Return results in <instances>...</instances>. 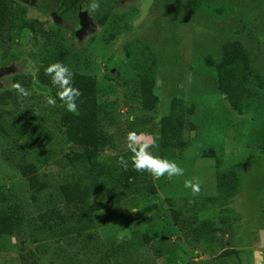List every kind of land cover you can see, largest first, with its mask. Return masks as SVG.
I'll use <instances>...</instances> for the list:
<instances>
[{
    "label": "rangeland",
    "instance_id": "obj_1",
    "mask_svg": "<svg viewBox=\"0 0 264 264\" xmlns=\"http://www.w3.org/2000/svg\"><path fill=\"white\" fill-rule=\"evenodd\" d=\"M162 1L114 0L107 7L98 0L99 7L87 18L88 28L83 31L79 12L75 23H64L57 16L59 0L7 2L15 21L7 19L10 30L5 29L0 40V184L10 188L27 214L14 238H0V264H84L97 251L94 246L105 252V245L117 240L122 228L136 232L133 242L138 247L130 257L134 264H188L189 260L191 264H264V156L258 150L264 148V91L259 90L250 100V109L239 113L216 90L218 48L232 38L228 32L235 15L221 9V0H200L199 18L183 0ZM245 1L262 7L256 27L262 40L249 45L241 37L240 41L255 59L253 67L264 82V0ZM57 62L67 65L76 76L96 78L98 99L110 111L114 128L108 130L117 146L116 153H105V157L127 152L130 132L137 133L141 145L154 143L149 151L161 157L156 126L167 107L164 100L157 104L141 101L140 75L152 71L154 91L161 96L166 92L163 78L169 75L166 65L179 69L177 80L169 82L177 85L183 107L192 112L181 132V140L189 148L169 160L184 170L183 175L169 179L149 174L157 189L151 198L135 199L133 192L117 187L97 192L90 202L103 204L104 209L81 219L80 208L67 204L59 192V186L74 176L67 198L80 196L76 180L81 174L72 173L65 180L62 173L71 166L66 158L80 150L64 140L56 115L49 117L35 108L24 122L19 121L25 109L13 99L19 94L12 87L16 78L28 83L24 88L29 97L47 99L49 89L39 79L45 75L46 63ZM7 92L10 94L1 97ZM23 96L19 95L20 101ZM226 122L231 124L221 127ZM40 126L48 136L32 132ZM210 149L220 158L219 169L215 158L204 157ZM31 163L51 185L38 197L36 214L26 207L30 194L21 173ZM55 167L57 175H52ZM231 169L239 172L240 190L222 197L216 175ZM186 180L198 182L199 192L186 189ZM213 198L218 201L203 206L204 199ZM172 205L188 216L191 228L174 230ZM58 214L63 220L57 222ZM40 218L48 226L45 231L39 226ZM205 220L219 229L212 243L206 237L208 230L201 227ZM76 227L81 230L73 233ZM146 231L150 241L144 245L142 234ZM225 249L237 253L218 257Z\"/></svg>",
    "mask_w": 264,
    "mask_h": 264
},
{
    "label": "trees",
    "instance_id": "obj_2",
    "mask_svg": "<svg viewBox=\"0 0 264 264\" xmlns=\"http://www.w3.org/2000/svg\"><path fill=\"white\" fill-rule=\"evenodd\" d=\"M9 1L11 0H0V40L4 33H7L5 29L10 30L7 28L8 20L11 19L9 23L10 21L12 23L15 21V18H12L9 14L10 10H8L6 6ZM59 1L61 4L57 11V16L64 23H75V17L79 12L80 29L82 30L81 14L86 13V20L89 18L92 14V10L86 12L84 9L89 8L93 0ZM97 1L98 0H96V2ZM99 1L107 7H110L114 0ZM155 1L163 2L162 0ZM199 1L200 0H183V2L186 3V8L191 10V13L195 12L198 18L200 16V8H198L200 6ZM260 5L259 3L252 7L247 5L245 0L240 3L234 0H221L220 2V7L224 12L234 14L235 16L234 22L231 27H229L228 32L229 36L231 35L232 38H229L228 41L222 43L218 48L219 61L217 68L219 73L216 80V90L217 93L227 99L234 110L239 113L250 109V104L252 103H250V100L255 99L259 90L264 91V82L260 78V72L253 67L255 59L249 49L245 48L240 41L241 37L246 41V44L249 45L255 40H262V36L256 32L257 23L260 22L261 17L262 7ZM101 23L104 24L105 20L101 21ZM5 36H7V34H5ZM46 64H48L47 67L50 65L49 63ZM166 68H169L167 69L169 75L163 78V85L166 92H162L161 96L155 93V79L152 71L150 73L145 70L140 75L138 93L139 98L144 103L157 104L160 100H164L165 102L167 113L161 117L156 126L159 136L158 134L156 135L157 137L149 134L151 136L148 137L152 139L155 137L158 139L159 137L161 158L169 160L179 157L182 150L189 148L187 143L182 142L181 132L186 129V126L189 124L188 116L191 115L192 112H188L185 107H183L184 99L179 95L177 85L173 82H169L177 80L179 69H173L171 64L166 65ZM81 75L76 76L74 74L73 76V86L78 88L81 93L77 100L78 112L75 114L67 112L58 99L56 106H49L45 98L36 99L34 97H29L28 94L22 97L24 101L19 100V95L21 94H17V96L13 95V99L25 109L21 115L22 120L18 118L19 121L24 122L27 114L35 113V108L40 110L39 113H41V111H46L49 117L50 114L56 115L59 119L60 133L64 140L71 146L80 150L75 153L74 157L69 156L66 158L71 166L66 172H62L65 180H68V177L72 175V173L77 174L79 172V174H81L79 179L76 180L79 183L78 189L80 191V196L72 200H68L67 198L69 195L68 192L70 191L69 186L75 184L72 183L75 182L74 176L71 181L69 180L59 186V192L67 204L77 205L80 208L82 219L89 218L91 215H96L97 212L99 213V211L104 209L103 204L90 202L92 195L97 192H104L117 187L123 191L133 192L137 195L135 199H138V197L145 199L151 198L153 195L155 196L157 194V189L152 185L149 179L150 173L144 170L136 171L134 169L130 160L132 153L129 150L115 156L105 157V153L117 152V146L114 143L115 136L111 135L108 130L114 128L112 125L113 122L109 116L110 111L107 109V106L99 102L98 83L96 78ZM113 75L114 74H111V76ZM39 81H41L44 87L49 89V96H56L59 88L52 85L49 76L45 74ZM14 82L19 83L23 88L28 85V83L21 81L19 78H16ZM24 89L27 90L26 88ZM9 94L10 92H7L1 97L4 98ZM49 96H47V98ZM43 99H45V102H42ZM33 100H36V102H32ZM1 117L2 116H0V118ZM133 123L132 121L131 124ZM230 124V122H226L222 124L221 127ZM32 132L39 137L48 136L41 126L36 127ZM176 138H178L179 141H175L174 139ZM172 140L176 144H174ZM258 150L262 156H264V148H259ZM168 152L170 153L169 155L174 157L167 155ZM121 157L129 161L127 168L121 165ZM204 157L215 158L217 162L216 167L219 169L220 165L218 162H220V158H218L216 151L210 149L204 152ZM53 169L52 175H57L55 171L56 167ZM21 173L23 176L22 181H24L25 184L24 187L27 193L30 194V200H27L28 205L26 207H28L32 213L36 214L37 207L35 203H37L38 197L41 194L45 195L48 192L51 187L49 184L50 182L48 183L40 177L33 163L26 165ZM58 174L60 175V173ZM216 176L218 180V191L222 197L234 195L240 190L241 179L236 169L225 172L218 171ZM14 183L16 184V182ZM110 195L113 197L111 193ZM217 201L218 199L216 198L208 199L207 201L204 199V203L202 204L206 207L207 205L205 204L216 203ZM202 204H200L201 207ZM171 207L172 208L169 209L171 212L170 217L172 220H175V225H177L174 226L173 224L174 230L179 228L180 230H184L186 226L190 227L188 225L190 221L187 218L188 216H182V213L175 210L173 205ZM204 207H202V209H205ZM23 209L25 208L16 201L10 188H6L0 184V238H14L15 234H17L25 222L27 212L24 214L25 211ZM152 212H154V209L148 212V214ZM56 217H58L55 219L57 222L60 219L63 220L59 214L56 215ZM158 218H160V216H158ZM81 219L79 218L78 224H80ZM40 220L42 222V224L39 223V226L42 228L41 230H47V224H45L41 218ZM88 223H90V221ZM86 225H88V229H92L91 225L85 224L84 226ZM201 227L208 230L209 233L206 234V237L209 242H214L217 236L216 233L219 232V229L215 227L210 220H205ZM75 229H77V231L73 230V233L80 232L81 230L77 227ZM131 231V228L120 229L117 235L118 239L109 244L108 247L105 245V252H100V246H94V250L97 251L92 252L91 257H89L84 264H134L130 257L132 256L133 250L138 247V244L134 245L133 241L135 240L134 235L136 232ZM125 236L126 238L124 239ZM149 241V231H146L142 234V243L146 245ZM226 244L227 243H225V245ZM232 253L237 252L234 249H225L218 257H227ZM187 263L191 264L193 262L189 260Z\"/></svg>",
    "mask_w": 264,
    "mask_h": 264
},
{
    "label": "clouds",
    "instance_id": "obj_3",
    "mask_svg": "<svg viewBox=\"0 0 264 264\" xmlns=\"http://www.w3.org/2000/svg\"><path fill=\"white\" fill-rule=\"evenodd\" d=\"M99 7L98 2L93 0L89 5V8L84 9L88 12L89 10H96ZM147 11V5H145V12ZM45 74L50 77L51 83L59 88L56 96H49L47 98V104L49 106H56L57 99L63 104L65 110L69 113L78 112L77 100L81 93L78 88L73 86V76L72 70L64 64L59 62L50 64L45 69ZM12 87L21 95H27L26 90L19 84L15 83ZM137 133L130 132L127 136V146L129 151L132 153L130 157L132 166L136 171H147L151 175L160 178L166 176L167 178H172L173 176L183 175V169L179 167L176 162L163 159L158 156H154L150 151V147L153 145L139 144L136 140ZM120 163L123 167H128V160L124 157L120 158ZM184 187L190 189L193 193L199 192V183L186 180L184 182Z\"/></svg>",
    "mask_w": 264,
    "mask_h": 264
},
{
    "label": "water",
    "instance_id": "obj_4",
    "mask_svg": "<svg viewBox=\"0 0 264 264\" xmlns=\"http://www.w3.org/2000/svg\"><path fill=\"white\" fill-rule=\"evenodd\" d=\"M81 24H82V31L88 28V24L86 21V13L81 14Z\"/></svg>",
    "mask_w": 264,
    "mask_h": 264
}]
</instances>
